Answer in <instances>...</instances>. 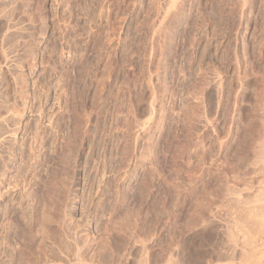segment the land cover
I'll use <instances>...</instances> for the list:
<instances>
[{
    "label": "rangeland",
    "instance_id": "rangeland-1",
    "mask_svg": "<svg viewBox=\"0 0 264 264\" xmlns=\"http://www.w3.org/2000/svg\"><path fill=\"white\" fill-rule=\"evenodd\" d=\"M263 116L264 0H0V264L262 262Z\"/></svg>",
    "mask_w": 264,
    "mask_h": 264
},
{
    "label": "crops",
    "instance_id": "crops-1",
    "mask_svg": "<svg viewBox=\"0 0 264 264\" xmlns=\"http://www.w3.org/2000/svg\"><path fill=\"white\" fill-rule=\"evenodd\" d=\"M262 233L264 236V231H262ZM250 243H253V242L248 240V242L246 244H250ZM251 256H252V254L250 252H247L245 255H239V256H235V257H232L231 255L227 254V255H223V257H218V258L214 259L212 262L205 263V264H219V263L220 264H237V262L239 264H250L251 260H252Z\"/></svg>",
    "mask_w": 264,
    "mask_h": 264
},
{
    "label": "bare ground",
    "instance_id": "bare-ground-1",
    "mask_svg": "<svg viewBox=\"0 0 264 264\" xmlns=\"http://www.w3.org/2000/svg\"><path fill=\"white\" fill-rule=\"evenodd\" d=\"M173 4V3H172ZM174 5V4H173ZM12 19V18H11ZM6 31V30H5ZM7 57V56H6ZM7 60V59H6ZM20 82V81H19ZM22 83V82H21ZM258 104V103H257ZM17 116V115H16ZM264 117V116H263ZM8 119V118H7ZM16 119V118H15ZM70 119V118H69ZM16 122V121H15ZM75 122H76V120H75ZM1 130V129H0ZM5 132V131H4ZM7 133H9V131L7 130ZM1 134V133H0ZM4 134V133H3ZM10 135V134H9ZM9 135H7L8 137H9ZM0 136H2V135H0ZM5 136H6V132H5ZM5 136H2V137H0V142L1 141H4V140H7V138L5 137ZM4 137H5V139H4ZM14 137V136H13ZM261 138V137H260ZM264 139V138H263ZM258 141V140H257ZM261 141H263V140H261ZM262 144V143H261ZM5 150V149H4ZM262 151H264V150H262ZM263 154V153H262ZM261 156V155H260ZM257 157V156H256ZM255 160V159H254ZM258 160V159H257ZM256 160V161H257ZM260 163V162H259ZM262 164V163H261ZM53 171V170H52ZM262 171H263V169H262ZM261 171V172H262ZM50 177V176H49ZM54 178V177H53ZM53 180V179H52ZM60 180V179H59ZM263 181V180H262ZM15 185V184H14ZM246 185V184H245ZM264 185V184H263ZM262 186V185H261ZM248 187V186H247ZM258 189V188H257ZM263 191H264V188L262 189ZM263 194H264V192H263ZM257 195V194H256ZM259 195H260V193H259ZM46 196V195H45ZM47 198V197H46ZM261 199V198H260ZM45 200V199H44ZM47 200V199H46ZM64 201V200H63ZM52 202V201H51ZM234 202V201H233ZM49 204V203H48ZM53 205V204H52ZM242 205V204H241ZM250 206V205H249ZM46 208H47V206H46ZM239 208V207H238ZM48 209V208H47ZM243 209V208H242ZM248 209V208H247ZM250 209V208H249ZM246 210V209H245ZM252 210V209H251ZM250 210V211H251ZM49 211V210H48ZM242 211V210H241ZM247 212V211H246ZM252 213V212H251ZM49 214V213H48ZM260 214H261V216H262V225H261V223H259L261 226H259V228H258V230H264V207L261 209V212H260ZM45 215V214H44ZM242 215V214H241ZM244 215V214H243ZM251 215V214H250ZM237 216V215H236ZM252 216V215H251ZM45 218V217H44ZM233 219V218H232ZM242 219H243V217H242ZM249 219V218H248ZM44 220V219H43ZM239 220V219H238ZM241 220V219H240ZM250 220V219H249ZM244 221V220H243ZM246 221V220H245ZM244 221V222H245ZM247 222V221H246ZM243 223V222H242ZM249 223H250V221H249ZM42 224V223H41ZM244 224V223H243ZM258 224V223H257ZM60 225V224H59ZM236 225V224H235ZM246 225V224H245ZM252 225V224H251ZM254 225V224H253ZM247 226V225H246ZM249 226V225H248ZM254 226H256V225H254ZM252 227V226H251ZM70 228V227H69ZM257 228V227H256ZM256 228H254V230L256 229ZM246 229V228H245ZM245 229H242V230H244V231H246ZM252 229V228H251ZM231 230V229H230ZM250 230V229H249ZM248 230V231H249ZM74 231V230H73ZM229 231V230H228ZM251 231V230H250ZM261 231V232H262ZM233 232V231H232ZM256 232V231H255ZM59 233V232H58ZM254 233V232H253ZM253 233L251 232V234L253 235ZM234 234H236V233H234ZM234 234H233V236H234ZM244 234V233H243ZM248 234V233H247ZM227 235H228V233H227ZM247 236V235H246ZM258 236V235H257ZM262 236V235H261ZM237 237V236H236ZM244 238V237H243ZM258 238V237H257ZM250 239H251V237H250ZM259 239V238H258ZM260 240V239H259ZM108 241V240H107ZM246 241H247V238H246ZM263 241V240H262ZM248 242V241H247ZM246 242V243H247ZM253 242H255V241H253ZM244 244H245V242H243ZM264 243V242H263ZM237 244V243H236ZM80 245V244H79ZM60 246V245H59ZM79 247V246H78ZM229 247V246H228ZM44 250V249H43ZM56 251V250H55ZM233 251V250H232ZM72 253V252H71ZM74 254V253H73ZM232 254V253H231ZM255 255V254H254ZM221 256V255H220ZM99 257V256H98ZM221 257H223V256H221ZM229 257V256H228ZM243 257V256H242ZM241 258V257H240ZM256 258V257H255ZM224 259V258H223ZM244 259V258H243ZM253 259V258H252ZM88 260V259H87ZM174 260V259H173ZM43 262V261H42ZM48 262V261H47ZM171 262V261H170ZM258 263V262H257ZM140 264V263H139ZM220 264V263H219ZM254 264H256V263H254ZM258 264H264V260L262 261V262H260L259 261V263Z\"/></svg>",
    "mask_w": 264,
    "mask_h": 264
}]
</instances>
